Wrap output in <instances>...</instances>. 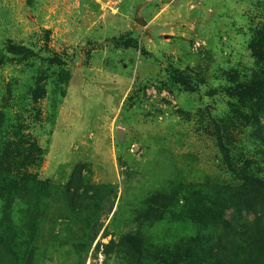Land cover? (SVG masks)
I'll return each mask as SVG.
<instances>
[{"label":"rangeland","instance_id":"rangeland-1","mask_svg":"<svg viewBox=\"0 0 264 264\" xmlns=\"http://www.w3.org/2000/svg\"><path fill=\"white\" fill-rule=\"evenodd\" d=\"M259 34L264 0H0V264H264Z\"/></svg>","mask_w":264,"mask_h":264},{"label":"trees","instance_id":"trees-1","mask_svg":"<svg viewBox=\"0 0 264 264\" xmlns=\"http://www.w3.org/2000/svg\"><path fill=\"white\" fill-rule=\"evenodd\" d=\"M254 48L257 52V56L260 58L264 59V34H259L255 39H254ZM245 92H243L245 98H252L253 102L250 104L249 106V111L251 112V114L253 115V119L257 122H259V114L260 112L264 111V77H262V75H257L255 76L250 84H248L246 86V88L244 89ZM258 131V136H260L261 131L259 129H257ZM261 138V137H259ZM13 178H15L16 180L13 182L9 183V187H8V192L6 193L7 196L10 194L11 195V190L16 189V187L19 184V181H22L23 183L25 182H33V178L29 177V176H12ZM246 181L252 182V183H256L260 186H263V183L255 178L252 177H245ZM11 185V186H10ZM206 222H210V223H218L220 224L222 227H226V228H231V226L228 224V221L220 218V217H216V216H212V219L210 220H206ZM213 264H222L220 262H214Z\"/></svg>","mask_w":264,"mask_h":264},{"label":"water","instance_id":"water-1","mask_svg":"<svg viewBox=\"0 0 264 264\" xmlns=\"http://www.w3.org/2000/svg\"><path fill=\"white\" fill-rule=\"evenodd\" d=\"M117 135H118V140L121 142L122 141V138H123L122 130L121 129H118Z\"/></svg>","mask_w":264,"mask_h":264}]
</instances>
